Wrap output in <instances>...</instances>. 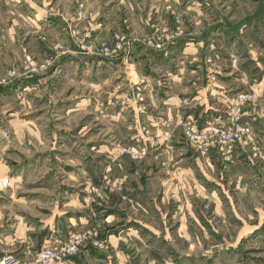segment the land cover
Instances as JSON below:
<instances>
[{
    "label": "rangeland",
    "instance_id": "obj_1",
    "mask_svg": "<svg viewBox=\"0 0 264 264\" xmlns=\"http://www.w3.org/2000/svg\"><path fill=\"white\" fill-rule=\"evenodd\" d=\"M38 6L48 16L0 17V264L67 246L54 264H264V0ZM239 75L252 141L200 152L185 125H229L240 92L192 93Z\"/></svg>",
    "mask_w": 264,
    "mask_h": 264
},
{
    "label": "built area",
    "instance_id": "obj_2",
    "mask_svg": "<svg viewBox=\"0 0 264 264\" xmlns=\"http://www.w3.org/2000/svg\"><path fill=\"white\" fill-rule=\"evenodd\" d=\"M76 32H73L75 35ZM85 38V37H84ZM90 50V47L88 48ZM125 50V45L116 40L113 44L103 43L100 47L101 53L106 57L117 56ZM256 96L251 93H240L232 102V110L229 125L210 124L199 128L195 124L185 125L184 136L188 143L196 147L200 152H207L211 148L219 147V150L230 153L231 148L238 143L252 141L251 130L247 124L241 122V111L245 103L254 101ZM129 152L138 154L134 148L128 149ZM74 251V247L67 246L59 252L54 249L45 248L37 255V263L54 264L64 252ZM3 264V263H1Z\"/></svg>",
    "mask_w": 264,
    "mask_h": 264
},
{
    "label": "crops",
    "instance_id": "obj_3",
    "mask_svg": "<svg viewBox=\"0 0 264 264\" xmlns=\"http://www.w3.org/2000/svg\"><path fill=\"white\" fill-rule=\"evenodd\" d=\"M38 1L39 0H23V3L19 5L16 2V0H13V1L11 0V1H9V3L11 5L8 6L7 3H6V0H4L2 3H1V0H0V17H19V16H21V17H29V14L26 13L27 11H29V12L31 11V16L30 17H36L37 19H41L42 17L48 16V13H43V12L41 13V12H39L40 7L38 6ZM48 3H49V1H47L46 5H48ZM35 24H37V23H35ZM32 25H31V27H33ZM0 29H1V27H0ZM5 30H6V33H4L3 30H0V37H1V34L2 33L5 34L3 36L4 39H6L7 36H8V34H10L9 33L10 31L7 30L6 25H5ZM23 33L25 34L24 30H23ZM28 35L29 34L26 31V34L23 35V36L26 37ZM32 38L33 37L31 35L30 36V39H32ZM109 60H111V59H109ZM123 64L125 65L124 68H126L125 71H127L126 72L127 73L126 78L128 79L129 77L132 76L133 71H131V70L128 69V67L130 66L129 64H127L126 62L123 63ZM175 66H176V71H178L177 70L178 64H176ZM171 69H172V66L170 68L169 67H165V70H166L165 73H167V75H169ZM161 71H163V69ZM150 72L153 73V70L150 71ZM155 73H156V71H155ZM177 75H178V72H177V74L172 79H168L169 82L172 85H175V84L177 85L176 88H175V93H178V83L181 81V79H183V73L182 72H179V76H177ZM180 76H181V78H180ZM238 77L239 78H235V81L234 80H231V79H223L221 85H216L215 84L213 86V88H211L212 89V92H211V89H209V87L207 86L208 84H205V86H201L203 88L202 91L199 90V88H200L199 87V88H197V91L195 90L194 93H192V94L199 93L198 95H200V97H202V98H205V100H207V98H209L211 100H216L215 102H217L218 104L219 103L228 102V100L234 95V93H232L233 91L238 90L237 92H240V93H241V91L242 92L247 91V88H245V85L246 84L244 83V80L242 79V76L239 75ZM133 78L135 79V77H131V79H133ZM130 82H133V81H130ZM137 82H138V80L136 81V83ZM242 87H244V89H241ZM190 88H192V87L186 86V90H189ZM181 94H184V93H181ZM228 96H229V98H228ZM153 97H155V96H153ZM176 97H178V94H176ZM185 100H186V98L184 99V101ZM161 102H162V100L159 99L158 100V104H157L158 105V108L160 109L161 112L164 111L165 112V115L167 117H177L178 118V106L177 105H174L172 103H169L170 104L169 107H163V106L160 105ZM217 103L214 106H208L206 104H203L204 106L201 109V111L199 113V116L201 117L202 114L205 113L207 110H209L210 112H213L216 109L217 105H218ZM192 106H193V108H195L194 105H191V107ZM152 107H153L152 110L156 109L155 105H153ZM249 108L250 107H247L246 110H245V115L246 116H248V117L249 116L255 117V115H259V113H258L259 109H254V113H253L252 111H249L250 110ZM210 115L212 116V114H210ZM214 115L216 116L217 114H214ZM217 117H218V115L215 118H217ZM246 120H249V119H246ZM173 140L174 139L167 140V139H165V137H163L161 141H164V143L166 144V146H168L169 144H171L173 142ZM165 141H167V142H165ZM169 149H171V148H169ZM240 150L242 152H245L246 151L244 149H240Z\"/></svg>",
    "mask_w": 264,
    "mask_h": 264
}]
</instances>
